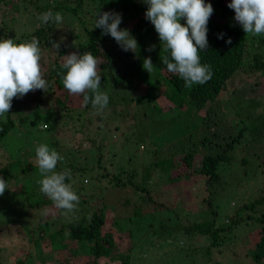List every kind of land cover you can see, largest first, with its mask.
I'll list each match as a JSON object with an SVG mask.
<instances>
[{"label":"trees","instance_id":"obj_1","mask_svg":"<svg viewBox=\"0 0 264 264\" xmlns=\"http://www.w3.org/2000/svg\"><path fill=\"white\" fill-rule=\"evenodd\" d=\"M7 2L8 0H0V7ZM210 2L213 12L207 23L208 47L199 51L198 55L202 64L210 66L212 74L205 83L195 84L190 88H186L183 80L176 74L169 73L161 63L160 57L166 53L161 47L157 33L154 32V26L144 16L147 5L141 0H14L12 3V7L18 10L21 16L24 17V12L27 13L26 21L30 27L16 28L14 31L11 27L4 37L17 42L31 41L34 38L38 41L42 52L41 65L48 87L46 90L29 91L22 97L12 99L9 113L0 117V145L2 138L9 131L30 132L35 117L41 114L42 109H47L52 112L48 119L50 131H54L55 138L52 140L51 137L48 143L50 148L57 151L59 144L67 145L71 148L68 155L72 157L79 154L89 159L90 154L91 165L88 166L77 167L70 159L57 163L64 167L63 170H70L71 175L66 182L70 183L78 194L77 203L81 210L80 216L63 224L61 229L65 228L73 240L90 242L86 264H144L151 258L146 249L141 250V247L135 246V239L145 235V244L154 247L157 239L161 242L173 236L167 231L166 220L170 219V216L165 214L173 204L171 200L169 202L168 199H160L162 193L151 187L152 178L157 173L167 175L170 180L181 178L184 173L175 174V170L182 165L186 170H194L197 159L200 162L199 172L205 177L207 203L212 207L213 217L205 223L186 217L187 222L183 221L182 225L175 226L173 231L182 237L198 234L209 239V244L199 248L189 246L188 249L182 246L179 250L185 257L190 256L194 264L203 262L204 259H209L212 244H217L219 240L221 242L231 228L255 222L256 227L252 231H257L258 236L253 247L247 246L248 254L255 264H264V186L257 189L252 199L242 204L240 211L225 223L218 225L217 211L213 209V197L218 193L225 178L226 166L234 159L232 149L238 137L223 141L218 149L213 150L214 147L207 146V136L197 135L206 124L209 125L208 119L213 104L217 102L220 92L227 88L228 80L236 74H241L246 85L243 89L249 90L250 97L248 99L243 96L240 107L243 108L244 103L248 106H261V113L255 115L250 112L248 119L253 121L252 127L257 132V137L264 141V100L258 101L250 93L252 89L256 90L259 80L264 76V35L245 33L233 19L234 11L227 7V0ZM49 9L61 13V23L41 24L38 21V14ZM97 11H117L121 14L120 25L129 29L137 41L138 49L135 53L123 51L110 35H101V30L93 27ZM65 15L72 16V21L66 22ZM134 16H137L136 22L127 26L124 23L126 17ZM218 33H223V38L218 39ZM227 38L231 39V43H225ZM50 41H58L59 48H53ZM152 45L154 47L149 51V46ZM85 51L97 58L101 90L109 96L107 106L100 112L93 108L90 102L85 105L82 102V94L78 96L81 102L79 105H68L71 94L64 88L57 75L63 55ZM145 57H150L154 65L151 73L142 68ZM247 76L253 79V84L249 85ZM123 85L134 88L136 93H122L120 86ZM163 96L167 98L164 100L169 101L168 107L160 101ZM133 98L138 104L149 105L151 111L157 114L174 106L178 109H188L192 106L193 119L189 118L200 127L196 131L198 138L191 139V134L183 132L176 135L179 142H174L172 135L164 138L168 140L166 144L163 143L154 149V144L149 143L142 147L143 150L138 146L137 139L133 138L131 141L130 135H123L121 138L118 136V139H115L120 121L130 111L127 106ZM28 104L33 108L32 113L22 112ZM118 106L120 111L116 109ZM138 110L137 113L130 111L133 118L138 114L142 118H149L147 110L143 112L139 107ZM14 112H17V117ZM192 140L195 141L190 143ZM132 142L137 143V147L127 151V155H119L120 148L128 150L125 148ZM163 147L169 152L162 154ZM202 148H208V152L202 154ZM253 154L254 151L251 150L249 156ZM118 156L120 160L116 161ZM34 167L35 164L30 161L21 165L24 170H32ZM76 175L80 183L78 186L74 183ZM125 186L132 188L133 196L126 199L125 204H133V212L128 216L130 223L124 228L117 223L121 218H116L117 231H127V238L123 240L115 235L116 230L106 226L108 204L105 187L116 191ZM43 202V198L37 200V203ZM51 237L52 240L56 238L55 235ZM66 247L63 243L60 249L64 252ZM139 249L141 251L138 252ZM78 254L76 248L69 249L67 255L63 254L64 256L56 260V264H72L74 256ZM2 264L6 263L2 261ZM7 264L32 263L26 258H19Z\"/></svg>","mask_w":264,"mask_h":264},{"label":"rangeland","instance_id":"obj_2","mask_svg":"<svg viewBox=\"0 0 264 264\" xmlns=\"http://www.w3.org/2000/svg\"><path fill=\"white\" fill-rule=\"evenodd\" d=\"M13 1L8 0L6 5L0 7V36L3 37L6 36L5 33L11 27H13L12 31L16 28L30 27L26 21L27 13L24 12L23 15L25 16H21L18 10L12 7ZM127 18L124 20L127 26H132L137 20V16ZM64 20L66 22L72 21V16L65 15ZM120 27L123 28V25ZM248 78L246 80L249 85L253 84V79ZM244 81L245 79L241 74H236L228 80L227 88L220 92L217 102L213 104L208 119L209 125L206 124L205 128L199 130L197 134L207 136L209 139L207 146L214 147L213 150L218 149L223 141L238 137L232 149L234 159L229 166H226L225 178L220 189H218V193L213 197V209L217 211L216 221L218 225L225 223L228 218L240 211L242 204L252 199L257 189L264 186V141L257 137V132L252 127L253 121L248 119L250 112L255 115L260 114L261 106H248L244 103L243 108L240 107L242 99H244L243 96L248 99L250 97L249 90L243 89L246 87ZM259 81L256 90L250 91L258 101L264 100V76ZM120 89L122 93L128 95L136 93L134 88L128 86H120ZM78 96L79 94H71L67 104L79 105L81 102ZM164 99L167 98L163 96L160 101L168 107L169 101ZM130 102L127 106L130 111L137 113L139 107L143 112L147 110L149 118H142L140 114L133 118L131 112H127L129 115L126 114L124 119L120 121L117 136H113L115 139H118V136L121 138L123 135H130L131 141L133 138L134 140L137 139L141 149L149 143L154 144L152 147L155 149L163 143L166 144L168 140L164 138L168 136L173 135L172 140L176 142L179 140L176 135L183 132H186L187 135L191 134V139L196 140L198 138L196 131L200 127L191 122L189 118L193 119L194 110L192 106L188 109L185 107L178 109L174 106L170 110L157 114L151 111L149 105L136 103L134 98L130 99ZM32 110L33 108L28 104L26 110L24 109L22 112L31 111L30 113H32ZM201 112L202 110L199 113L201 114ZM50 113L52 112L42 109L41 114L44 115L41 116L40 114L35 117L34 123L30 126V132L18 131L16 133L12 130L6 133L1 140L0 177L6 180L9 189H5L4 193L0 195V264L2 261L6 264L13 263L19 258H26L32 264H56V260L58 261L61 256L67 255L69 249L72 248L79 251V254L74 256L72 264L87 263V248L90 242L73 240L65 228L61 229L63 224L80 216L79 204L76 203L71 212L62 215L64 210L57 209L53 202L39 191L37 181L40 179V175L37 168L34 167L32 170L21 168V165L23 166L28 161L34 164V148L38 143L48 144L51 137L52 140L55 139L54 131H50L51 125L48 119ZM14 116H18L17 112H14ZM137 143L132 142L128 145L125 148L128 150L120 148L119 155H127V151L137 147ZM49 147L51 146L49 145ZM56 149L63 156L62 160L70 159L77 167L91 165L90 154L89 159L79 154L72 157L70 154L68 155L71 148L61 144ZM251 150L254 151V154L249 156ZM161 152L163 154L169 151L163 147ZM205 152H208V148H202L201 153ZM119 160L118 156L116 161ZM196 161L194 170H186L183 165L175 170V174L184 173L181 178L176 180H170L167 175H160L159 173L152 178L151 187L153 190L156 189L162 193L160 199L171 200V204H173L165 213L170 216V219L166 220L167 231L173 236L161 242L157 239L154 247L145 244L147 236H138L135 239V246L141 247V250L142 248L146 249L147 254L151 257L144 264H194L192 258L188 255L185 257L179 249L182 246L188 249L189 246L199 248L209 244V239L198 236V234L182 237L179 233L174 234L173 231L175 226L182 225L183 221L187 222L186 217L189 219L196 218L202 223L210 221L213 217L212 207L207 203L208 192L205 187V177L199 172L200 162ZM63 168L61 164L56 165L57 171H61ZM77 176L74 177V183L78 186L80 183ZM108 186L111 187V185ZM109 187H105L106 203L108 204L106 226L117 231L115 228L117 223L121 224L120 227L122 228L130 223L128 216L133 212V204H125V201L133 196L132 188L125 186L115 191ZM39 198L41 200L43 198L42 204L37 203ZM45 209H47V214L42 216L41 211ZM117 217L121 219L120 222L116 223ZM156 224L159 225V223ZM254 227H256L255 222H248L231 228L226 237L223 236L221 242L219 240L217 244H212L209 259H204L203 262L196 264H216V262L220 264H255L248 254L249 247H247H253L257 239L258 232L252 231ZM149 230L153 231L152 229ZM126 233L127 231L118 230L115 235L126 240ZM51 235L53 237L55 235L56 238L52 240ZM167 235L170 234L167 233ZM149 239H151V235ZM63 243L67 246L64 252L60 249ZM141 250L139 249L138 252Z\"/></svg>","mask_w":264,"mask_h":264},{"label":"clouds","instance_id":"obj_3","mask_svg":"<svg viewBox=\"0 0 264 264\" xmlns=\"http://www.w3.org/2000/svg\"><path fill=\"white\" fill-rule=\"evenodd\" d=\"M147 7L145 18L154 26L161 47L166 53L160 57L169 73L176 74L190 88L203 84L211 77V68L200 62L199 51L208 47L207 23L213 12L210 0H141ZM227 7L234 11L233 19L245 33L264 35V0H227ZM41 24L62 22L60 12L44 11L37 16ZM122 16L117 11H97L94 26L101 35H110L123 51L135 53L138 44L127 28H121ZM183 20V23H181ZM217 38H223L218 33ZM51 46L59 48L58 41H50ZM231 43V39H225ZM154 45L149 46V51ZM42 52L38 41L17 42L12 38L0 36V117L9 113L12 99L22 97L29 91L46 90L48 82L41 65ZM98 61L90 52H71L63 55L57 75L70 94H82V102H89L98 112L109 102V96L101 90V76L97 73ZM142 68L149 73L154 65L150 57H145ZM34 164L40 179L39 191L51 200L61 214L71 212L79 201L78 194L70 183V170H56L57 162L63 156L46 143H38L34 148ZM8 188L0 177V195ZM47 209L41 211L46 215Z\"/></svg>","mask_w":264,"mask_h":264}]
</instances>
